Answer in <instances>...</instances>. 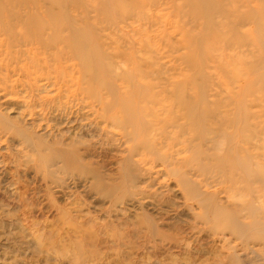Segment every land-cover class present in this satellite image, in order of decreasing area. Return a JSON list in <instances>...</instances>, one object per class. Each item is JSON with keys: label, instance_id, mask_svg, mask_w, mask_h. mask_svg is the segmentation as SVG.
<instances>
[{"label": "rangeland", "instance_id": "374dc122", "mask_svg": "<svg viewBox=\"0 0 264 264\" xmlns=\"http://www.w3.org/2000/svg\"><path fill=\"white\" fill-rule=\"evenodd\" d=\"M37 1L89 57L0 71V264H264V0ZM233 4L246 45L197 41Z\"/></svg>", "mask_w": 264, "mask_h": 264}, {"label": "bare ground", "instance_id": "6f19581e", "mask_svg": "<svg viewBox=\"0 0 264 264\" xmlns=\"http://www.w3.org/2000/svg\"><path fill=\"white\" fill-rule=\"evenodd\" d=\"M185 1L189 2L190 0ZM218 3L222 4L223 2L220 1ZM44 5L45 4L40 5V2L37 0H0V54L3 55V59L0 60V71L1 73H3L4 70L6 72L12 71L11 73H14V75L17 73L27 80L25 83L31 91L37 90L39 93L48 92V87L52 88L60 83H70L68 79L70 78L72 80L75 77V72L81 74L80 67L75 71L76 66H79L81 61L83 62L89 57L88 48L86 49L88 44L84 43L87 40L82 38V31L78 30L72 21L62 25L55 22L59 16L54 14L51 10H46ZM237 7L233 4L227 9L218 10L219 16L223 17L225 21L221 20L217 22V25H214L216 28L204 33L202 37H197V41H201L210 36L216 40V43H219L218 46H216L217 48L227 44L228 48L236 50L238 49V45H246V31L243 30L242 33L237 34V30L238 28L249 26L250 23L248 19H246L247 17L242 18L237 14L239 12V7ZM70 8L79 12L78 8ZM211 12L212 10L207 9L203 5L200 9L190 7L189 15L192 16L193 20L206 17L207 21H211ZM202 15L204 16L202 17ZM232 16H235V18ZM205 24H207V26H213L212 22H206ZM254 24L256 25V23ZM17 27L20 29L16 30ZM225 29H231L233 32L225 34L223 32ZM67 30L73 33L71 37L65 34ZM45 33H48L49 37L43 38ZM53 44H58L60 47L56 48L54 51L53 47L56 46ZM18 46L20 47L15 52L17 56L13 57V54L8 49H17ZM187 46L190 47V45ZM65 48H69L70 51L64 50ZM34 49L35 52L33 53L32 51ZM41 49H48L51 51L49 56L55 64L62 61L65 63L66 67L67 63V72H61L64 76L51 75L52 73H48V70H42L46 66L41 64L40 59L36 55L38 54V50L42 52ZM3 51H6L5 55ZM22 58H25V60H22ZM71 59L77 60V62H75L76 66L68 64ZM184 60L190 63L192 62L188 57ZM14 62H25V65L22 69H19L16 64L14 65ZM192 66H194L193 62ZM0 79H2L3 86L7 87L11 76H8L6 73L5 76L0 77ZM18 82L19 80L17 79L16 83ZM38 82H42L43 85H38ZM23 86L25 87V85ZM77 88L76 92L78 93L75 92V95L83 93L84 89L82 86L77 85ZM26 107H28V104ZM1 123L0 121V124Z\"/></svg>", "mask_w": 264, "mask_h": 264}]
</instances>
